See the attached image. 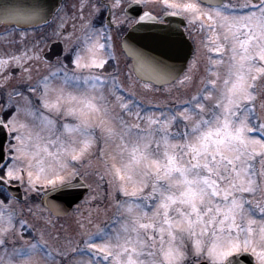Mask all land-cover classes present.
<instances>
[{"label": "snow or ice", "instance_id": "obj_1", "mask_svg": "<svg viewBox=\"0 0 264 264\" xmlns=\"http://www.w3.org/2000/svg\"><path fill=\"white\" fill-rule=\"evenodd\" d=\"M160 3L154 15L146 0H81L79 28L73 15L68 32L61 15L52 32L79 33L65 47L72 67L58 61L34 83L42 57L29 30L62 9L0 3L3 35L19 37L4 43L20 45L0 54V264H241L242 253L264 264V0ZM104 8L111 19L100 22ZM168 16L183 17L184 31ZM124 26L122 80L105 68ZM192 31L202 35L188 58ZM14 68L25 84L10 86ZM90 176L106 184L112 215L57 229L63 199L91 189ZM13 186L24 203L39 196L31 220Z\"/></svg>", "mask_w": 264, "mask_h": 264}, {"label": "flooded vegetation", "instance_id": "obj_2", "mask_svg": "<svg viewBox=\"0 0 264 264\" xmlns=\"http://www.w3.org/2000/svg\"><path fill=\"white\" fill-rule=\"evenodd\" d=\"M111 2H112V0H103V3H105V4H110ZM80 3H81V0H64L60 6L62 11L58 14H55V18L52 17L51 20L48 22L47 26L41 25L37 29L36 32H32L31 30H29V33L30 32L31 33L29 34V37H27V39L29 40V42H31L30 46L32 44H34L36 41H39L38 48L40 50V55L42 57V59L39 61V66L42 68L39 72H37L38 75H47V73L49 71V65H55L58 61H62L63 63L68 64L69 68L72 67V65L70 64V54L65 51V47H66V45L74 44L75 35H78L79 33L78 32L75 33L73 36V39L68 40V39L64 38L63 36H61L60 38H57V37L52 35V32L57 28V24L59 23L58 17L61 15L65 16L67 19V23H66L65 27H66L68 32L73 31V29H72L73 21L71 19V17L73 15H75L77 17L76 25H77V28H79L80 23H81V21L79 20V5H80ZM155 3L157 6H159L158 9L147 8L145 5V6H143V10L152 11L154 15L155 14H161L162 15L163 12L166 10L161 5L160 0H156ZM84 11H85V16H87L90 9L85 8ZM116 15L118 17L120 16L119 10H116ZM106 16H108V9L104 8V9H102V12L99 16V21L102 22L104 17H106ZM173 17H175V16H173ZM108 18L111 19L110 16H108ZM177 18L180 20L183 17L177 16ZM181 21H182V19H181ZM169 23H170V21H169ZM186 23L187 22L184 21V23H179L178 26L182 27L184 29ZM97 27H99V23H97ZM3 28H5V26ZM189 30L191 31V29H189ZM9 31H11V29ZM126 33H127L126 26H124L121 29L119 34L115 30H113V37H114V43H115L116 52H117V56H118V61H109V65L106 66V68H105V71L112 72L113 68L118 66L120 69L122 80L124 79V75H126L129 72L127 65H130L132 63L131 59L125 58V55H124L123 50H122L121 45H120V36H125ZM185 34L191 42V49L188 48L189 54L187 55L188 58H190L192 53L194 51H196L199 47V41L201 39L202 34L198 31H192L190 38L188 36V33H185ZM31 36H32V38H31ZM15 37L13 36V39ZM10 38H12V37L4 36L3 31L0 34V39L3 42L5 40H9V41L13 40ZM13 70H15V72H13V76L11 78L12 86H20V85L25 84V81H24V83H21L23 81L22 80V76L24 75V74H22L23 72L19 69H15V68ZM36 78H37V76H36ZM133 78L134 79L136 78L134 73H133ZM35 79H34V81H35ZM28 83H33V80L29 81ZM107 191L108 190L100 191V193L97 195V198L95 200H92L93 202H91V203L85 204V203L80 202L76 206V209L81 208L83 213L86 214V216H87L89 210H91V209H92V212L94 214H97V212H95V210H97L98 214L101 218H103L105 215H107V216L112 215L113 209L109 207L110 200L108 199V197L106 195ZM0 198H2V197H0ZM19 200L21 201V203L18 207H19V209L23 210L24 218L31 220L32 217L30 216V214H28L27 209L30 206L35 209V205L40 204L39 196L34 195L31 200L27 201V203H24V198H21ZM84 214H83V216H84ZM54 219H55L57 229H60L61 231L73 232V229L70 225H66L62 221L57 222L56 217ZM61 226H63V227H61Z\"/></svg>", "mask_w": 264, "mask_h": 264}, {"label": "rangeland", "instance_id": "obj_3", "mask_svg": "<svg viewBox=\"0 0 264 264\" xmlns=\"http://www.w3.org/2000/svg\"><path fill=\"white\" fill-rule=\"evenodd\" d=\"M155 1L156 0H146V7L147 8H152V9H158L159 8V6H157L156 5V3H155ZM166 10V9H165ZM31 33V32H30ZM29 33V34H30ZM8 37H12V38H10V39H13V36H8ZM15 37V36H14ZM29 37V36H28ZM31 38H32V36H31ZM13 40H19V37H18V35L13 39ZM25 43L30 47V44H31V42H29V40L28 39H26V41H25ZM20 47V45L17 43V44H6V43H4L3 41H1V39H0V54H4V53H11V52H14L15 51V49L16 48H19ZM41 68L42 67H40L39 66V68L37 69L36 68V66H35V63H33V72H32V75H33V80L36 78V76H38V74H37V72H39L40 70H41ZM23 74V73H22ZM29 82V81H28ZM27 82V83H28ZM21 83H24V81H22ZM10 86H12V82H11V84H10ZM23 90V89H22ZM0 92H2V90L0 91ZM166 95V94H165ZM165 95H161V94H153V98L154 99H156V100H163V99H165ZM35 99V98H34ZM98 147H103V143L101 142L99 145H98ZM95 160V157H93V161ZM87 162L85 161V164H86ZM81 167H83V165H81ZM93 169H90V171H92ZM88 182H89V184L91 185V193L90 194H94V195H96V197H97V195L100 193V191H102V190H108L107 189V186H106V184H99V186H97L98 185V181L96 180V178H95V176H90V177H88L87 179H86ZM102 195V194H101ZM91 202H93L92 200H89L87 203H85V204H88V203H91ZM84 204V205H85ZM92 212V209L91 210H89V212ZM88 212V213H89ZM71 215H69L68 217H66V218H64V219H56V221L57 222H60V221H62V222H64L66 225H70L72 228H74V229H76V223H75V221L77 220V219H79V217H80V215H83L84 213H83V211H82V209L80 208H78V209H76L75 211H73L72 213H70ZM88 215V214H87ZM84 216H85V214H84ZM111 216V215H110Z\"/></svg>", "mask_w": 264, "mask_h": 264}, {"label": "water", "instance_id": "obj_4", "mask_svg": "<svg viewBox=\"0 0 264 264\" xmlns=\"http://www.w3.org/2000/svg\"><path fill=\"white\" fill-rule=\"evenodd\" d=\"M23 2H27V0H0V3H23ZM47 2L50 3V4H56V5L59 6L60 3L62 2V0H47ZM132 14L135 15L136 13L133 12ZM50 18L51 17H48V20ZM167 19H171V21H172L171 22L172 23L171 25H174L173 24L174 19L171 16H168ZM174 23H175V21H174ZM185 43H186V41H185ZM187 45H188V47H186V51H187V55H188V48H190V47H189V44H187ZM6 141H7V135H6V133L4 131H0V144H5ZM87 191H88V188L81 186L78 189H76V192L79 195V199L78 200L77 199H74L72 197H65L63 199L62 204H63L64 210L66 211V213H68L70 211V209L73 207L74 204H76L80 199H82L84 197V195L86 194ZM239 259L241 260V264H249L250 260H252L253 258H251L247 254H243L242 253V254L239 255Z\"/></svg>", "mask_w": 264, "mask_h": 264}]
</instances>
